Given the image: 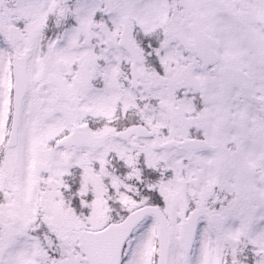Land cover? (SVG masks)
Wrapping results in <instances>:
<instances>
[{
    "label": "snow or ice",
    "instance_id": "obj_1",
    "mask_svg": "<svg viewBox=\"0 0 264 264\" xmlns=\"http://www.w3.org/2000/svg\"><path fill=\"white\" fill-rule=\"evenodd\" d=\"M0 264H264V0H0Z\"/></svg>",
    "mask_w": 264,
    "mask_h": 264
}]
</instances>
